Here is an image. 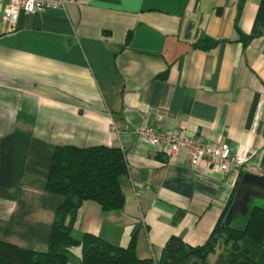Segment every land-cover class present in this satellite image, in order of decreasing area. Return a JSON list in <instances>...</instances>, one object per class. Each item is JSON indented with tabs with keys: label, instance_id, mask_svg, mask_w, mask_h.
Segmentation results:
<instances>
[{
	"label": "crops",
	"instance_id": "crops-1",
	"mask_svg": "<svg viewBox=\"0 0 264 264\" xmlns=\"http://www.w3.org/2000/svg\"><path fill=\"white\" fill-rule=\"evenodd\" d=\"M204 39L218 44L201 49ZM144 128L227 142L264 173V0H68L22 11L12 28L0 3V241L48 249L61 145L125 152L123 210L87 201L73 234L117 246L136 236L140 259L160 262L172 238L204 246L232 198V227L264 209L246 177L257 174L192 170L186 153L141 139ZM227 251L218 244L206 262Z\"/></svg>",
	"mask_w": 264,
	"mask_h": 264
},
{
	"label": "trees",
	"instance_id": "trees-1",
	"mask_svg": "<svg viewBox=\"0 0 264 264\" xmlns=\"http://www.w3.org/2000/svg\"><path fill=\"white\" fill-rule=\"evenodd\" d=\"M217 44L204 39L198 47L206 50ZM128 172L126 154L120 148L57 146L47 191L63 201L56 213L48 249L36 252L0 241V264H69L71 259H77L79 264H181L190 257L208 264L209 254L222 242L230 251L214 264H264V209L254 208L243 226L224 227L233 198L204 246L189 249L181 240L172 238L160 262L138 257L136 236L127 246H117L88 233L83 239L75 238L77 215L87 201L96 202L106 213L123 210L126 199L122 179Z\"/></svg>",
	"mask_w": 264,
	"mask_h": 264
},
{
	"label": "built area",
	"instance_id": "built-area-1",
	"mask_svg": "<svg viewBox=\"0 0 264 264\" xmlns=\"http://www.w3.org/2000/svg\"><path fill=\"white\" fill-rule=\"evenodd\" d=\"M68 0H0L3 6L4 23L10 28L16 26L19 15L23 11L35 14L46 9H60L65 7ZM140 138L154 148L159 146L168 148L169 153L177 155L186 153L192 170H199L203 163L216 166L220 172L248 171L262 175L259 169L249 160L239 154H234L232 147L227 143L217 141L205 142L200 137L181 134L178 131L158 132L154 128H144L139 132Z\"/></svg>",
	"mask_w": 264,
	"mask_h": 264
},
{
	"label": "water",
	"instance_id": "water-1",
	"mask_svg": "<svg viewBox=\"0 0 264 264\" xmlns=\"http://www.w3.org/2000/svg\"><path fill=\"white\" fill-rule=\"evenodd\" d=\"M248 179L252 178L254 181H259V190L260 192H258L259 194H263L264 195V176H257V175H252V174H249L246 176ZM241 203V200H239V204ZM232 214V212L230 211L229 214L227 215L224 223H223V226L224 227H227V228H232V226H230V215ZM181 264H205L203 262V260L199 259V258H196V257H190L188 258L187 260H185L183 263Z\"/></svg>",
	"mask_w": 264,
	"mask_h": 264
},
{
	"label": "rangeland",
	"instance_id": "rangeland-1",
	"mask_svg": "<svg viewBox=\"0 0 264 264\" xmlns=\"http://www.w3.org/2000/svg\"><path fill=\"white\" fill-rule=\"evenodd\" d=\"M193 137H197V136H193ZM200 138H202V137H200ZM223 143H227V142H223ZM227 144H229V143H227ZM230 145V144H229ZM263 172V171H262ZM262 175H264V173L262 174ZM241 226H243V224L241 223ZM183 263V262H182Z\"/></svg>",
	"mask_w": 264,
	"mask_h": 264
}]
</instances>
